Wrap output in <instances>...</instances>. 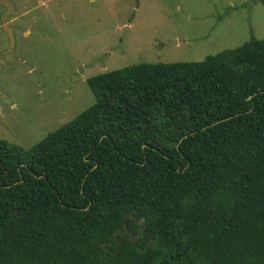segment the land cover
<instances>
[{
  "label": "trees",
  "instance_id": "trees-1",
  "mask_svg": "<svg viewBox=\"0 0 264 264\" xmlns=\"http://www.w3.org/2000/svg\"><path fill=\"white\" fill-rule=\"evenodd\" d=\"M86 84L32 147L0 140V264H264V38Z\"/></svg>",
  "mask_w": 264,
  "mask_h": 264
},
{
  "label": "rangeland",
  "instance_id": "rangeland-1",
  "mask_svg": "<svg viewBox=\"0 0 264 264\" xmlns=\"http://www.w3.org/2000/svg\"><path fill=\"white\" fill-rule=\"evenodd\" d=\"M0 140L28 149L93 105L86 79L138 63L200 62L264 38L256 0H9Z\"/></svg>",
  "mask_w": 264,
  "mask_h": 264
},
{
  "label": "water",
  "instance_id": "water-1",
  "mask_svg": "<svg viewBox=\"0 0 264 264\" xmlns=\"http://www.w3.org/2000/svg\"><path fill=\"white\" fill-rule=\"evenodd\" d=\"M0 6H2L5 9V12L1 16V27L9 38L8 52L11 53L14 48L15 39H14V29L10 26V19L12 17H16L18 14L15 10V7L9 0H0ZM12 213L18 215L19 210L14 209Z\"/></svg>",
  "mask_w": 264,
  "mask_h": 264
},
{
  "label": "flooded vegetation",
  "instance_id": "flooded-vegetation-1",
  "mask_svg": "<svg viewBox=\"0 0 264 264\" xmlns=\"http://www.w3.org/2000/svg\"><path fill=\"white\" fill-rule=\"evenodd\" d=\"M5 12V9L3 8V13Z\"/></svg>",
  "mask_w": 264,
  "mask_h": 264
}]
</instances>
